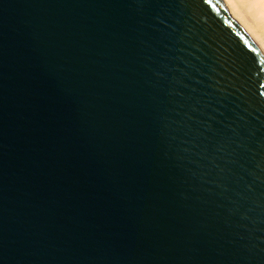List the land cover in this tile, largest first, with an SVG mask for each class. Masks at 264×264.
Masks as SVG:
<instances>
[{"label": "water", "instance_id": "95a60500", "mask_svg": "<svg viewBox=\"0 0 264 264\" xmlns=\"http://www.w3.org/2000/svg\"><path fill=\"white\" fill-rule=\"evenodd\" d=\"M0 264H264V56L221 0H0Z\"/></svg>", "mask_w": 264, "mask_h": 264}, {"label": "bare ground", "instance_id": "6f19581e", "mask_svg": "<svg viewBox=\"0 0 264 264\" xmlns=\"http://www.w3.org/2000/svg\"><path fill=\"white\" fill-rule=\"evenodd\" d=\"M264 56V0H221Z\"/></svg>", "mask_w": 264, "mask_h": 264}]
</instances>
